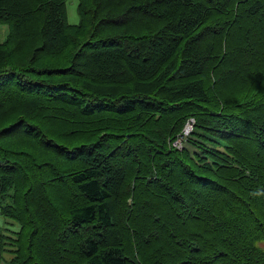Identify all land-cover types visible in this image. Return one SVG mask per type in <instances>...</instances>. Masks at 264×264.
I'll use <instances>...</instances> for the list:
<instances>
[{
  "label": "trees",
  "instance_id": "obj_1",
  "mask_svg": "<svg viewBox=\"0 0 264 264\" xmlns=\"http://www.w3.org/2000/svg\"><path fill=\"white\" fill-rule=\"evenodd\" d=\"M67 1L0 0V259L264 264V0Z\"/></svg>",
  "mask_w": 264,
  "mask_h": 264
},
{
  "label": "rangeland",
  "instance_id": "obj_2",
  "mask_svg": "<svg viewBox=\"0 0 264 264\" xmlns=\"http://www.w3.org/2000/svg\"><path fill=\"white\" fill-rule=\"evenodd\" d=\"M78 3L79 0H68L67 7V19L69 23L77 24L80 21V16L78 14ZM8 34V26L6 24H0V43H2ZM264 88V84H263ZM19 229V224L14 220L5 218L0 214V231L13 236L14 231ZM11 255L9 252H6L2 259H0V264H7V261L10 259Z\"/></svg>",
  "mask_w": 264,
  "mask_h": 264
},
{
  "label": "built area",
  "instance_id": "obj_3",
  "mask_svg": "<svg viewBox=\"0 0 264 264\" xmlns=\"http://www.w3.org/2000/svg\"><path fill=\"white\" fill-rule=\"evenodd\" d=\"M192 129V124L191 123H188L187 124V126H186V128H185V134H188L189 132H190V130ZM181 139L179 138V140H177L176 142H175V145H177L178 147H180L181 146Z\"/></svg>",
  "mask_w": 264,
  "mask_h": 264
}]
</instances>
